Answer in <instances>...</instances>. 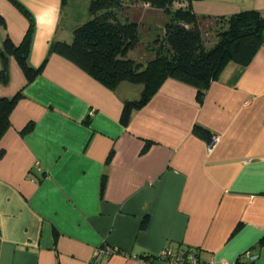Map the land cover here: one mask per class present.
I'll return each mask as SVG.
<instances>
[{
    "label": "crops",
    "instance_id": "obj_1",
    "mask_svg": "<svg viewBox=\"0 0 264 264\" xmlns=\"http://www.w3.org/2000/svg\"><path fill=\"white\" fill-rule=\"evenodd\" d=\"M67 3L0 0V72L5 36L18 45L29 27L24 9L35 21L29 63L47 58L28 83L8 54L9 81L0 79V96L23 93L0 137V264H140L137 256L166 245L195 249L203 261L254 249L264 264V43L248 65L229 62L202 100L195 86L168 78L125 124L124 101L142 86L112 90L49 54L89 15L66 25ZM192 6L211 16L264 13V0ZM156 10L145 7L143 21ZM103 245L114 250L96 260Z\"/></svg>",
    "mask_w": 264,
    "mask_h": 264
},
{
    "label": "trees",
    "instance_id": "obj_2",
    "mask_svg": "<svg viewBox=\"0 0 264 264\" xmlns=\"http://www.w3.org/2000/svg\"><path fill=\"white\" fill-rule=\"evenodd\" d=\"M193 1L89 0V18L74 28L71 40H53L49 54L55 52L66 57L112 90L122 82L141 85L139 98L124 101L125 124L130 111L144 106L168 78L195 86L202 100L229 62L246 66L256 55L264 43V13L244 9L230 15L199 14L192 6ZM143 5L160 9L168 16L157 26L155 37L146 41L142 37L149 29H143V11L139 8ZM24 12L30 23L22 42L16 45L8 34L4 39L5 58L0 72L3 83L9 81L8 54L16 57L28 83L41 73L47 60L39 67L29 63L35 21L27 9ZM213 24L217 26L212 27ZM0 25L6 27L2 17ZM134 51L144 53L145 59L135 58ZM22 95L20 91L10 97L0 96V137L11 125V112ZM32 127L28 123L25 130ZM193 131L199 137H210L209 130L199 124H195ZM146 220L147 217L143 226ZM259 244H264V236Z\"/></svg>",
    "mask_w": 264,
    "mask_h": 264
},
{
    "label": "built area",
    "instance_id": "obj_3",
    "mask_svg": "<svg viewBox=\"0 0 264 264\" xmlns=\"http://www.w3.org/2000/svg\"><path fill=\"white\" fill-rule=\"evenodd\" d=\"M218 140L215 136L210 142L212 147ZM40 168V165H38ZM113 247L103 245L95 251L94 258L98 260L100 257L109 256L113 252ZM259 254L254 249H247L240 254V258L234 260H217L214 257L203 261L200 253L195 249L180 247L174 248L166 245L157 253L147 252L144 255L137 256L140 264H255ZM98 264V263H97Z\"/></svg>",
    "mask_w": 264,
    "mask_h": 264
},
{
    "label": "rangeland",
    "instance_id": "obj_4",
    "mask_svg": "<svg viewBox=\"0 0 264 264\" xmlns=\"http://www.w3.org/2000/svg\"><path fill=\"white\" fill-rule=\"evenodd\" d=\"M67 2H68L67 6L65 7V10H64V16H65L64 21H65L66 25H68L70 22H73L75 19L77 20L78 19L77 17L80 15H82V17L80 19V20H82L85 17L86 13H88L87 10H88V6H89V0H68ZM145 7L150 8V7L145 6V5L139 6V8L142 11L145 9ZM150 16H152L154 19H150V21L145 22V25H143V29H145V28L149 29L147 35H143V37H142V39L145 41L149 40L150 38H154L155 35L158 33L157 32V26L160 27L162 25V22H163L162 18L164 20L168 18V16L163 15L162 10H160V9L157 12L152 13ZM161 16H163V17H161ZM88 18H89V15L87 14V17L84 18L83 21H81V22L83 23ZM81 22H80V24H81ZM214 26L216 27L217 25L213 24L212 27H214ZM158 30L160 32V28H158ZM215 30H217V29H215ZM212 33H214V32H212ZM212 33H210L211 35L209 34L211 37H212ZM214 35H215V33H214ZM141 49H142V46H141ZM132 55L137 59H143V60L145 59L144 58L145 54L141 53V52L134 51V52H132ZM140 87H141V85H140Z\"/></svg>",
    "mask_w": 264,
    "mask_h": 264
}]
</instances>
